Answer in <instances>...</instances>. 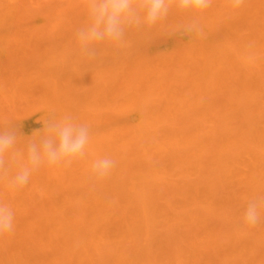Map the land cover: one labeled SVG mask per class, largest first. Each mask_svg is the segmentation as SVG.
Returning a JSON list of instances; mask_svg holds the SVG:
<instances>
[{"label": "bare ground", "instance_id": "6f19581e", "mask_svg": "<svg viewBox=\"0 0 264 264\" xmlns=\"http://www.w3.org/2000/svg\"><path fill=\"white\" fill-rule=\"evenodd\" d=\"M87 3L0 0V132L23 148L52 117L90 129L72 166L0 182L15 213L0 264H264V212L242 221L264 194V0H214L202 34H171L190 20L174 11L95 59L76 39Z\"/></svg>", "mask_w": 264, "mask_h": 264}, {"label": "clouds", "instance_id": "9594fccd", "mask_svg": "<svg viewBox=\"0 0 264 264\" xmlns=\"http://www.w3.org/2000/svg\"><path fill=\"white\" fill-rule=\"evenodd\" d=\"M213 3L214 0H88V23L76 31V39L81 52L87 58L95 59L100 55L101 45H122L127 30H151L167 21L174 11L190 20L178 25L171 34H202L199 18ZM244 3L245 0H229L233 10L240 9ZM21 137L16 130L0 132V182L7 181L13 191L27 186L43 166L70 167L83 159L90 143V129L71 114H65L43 123V134L32 136L23 148L18 147ZM116 163L108 156L96 159L91 166V179L103 181ZM13 169L16 171L11 174ZM262 212L264 194H258L247 202L243 224L257 226L261 223ZM14 228L12 207L0 201V237L11 234Z\"/></svg>", "mask_w": 264, "mask_h": 264}]
</instances>
